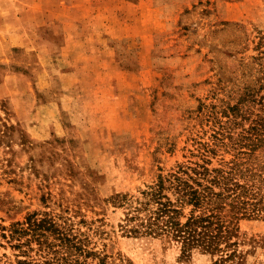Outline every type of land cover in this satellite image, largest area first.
<instances>
[{
    "label": "rangeland",
    "instance_id": "obj_1",
    "mask_svg": "<svg viewBox=\"0 0 264 264\" xmlns=\"http://www.w3.org/2000/svg\"><path fill=\"white\" fill-rule=\"evenodd\" d=\"M176 171L230 246L125 230ZM0 264H264V0H0Z\"/></svg>",
    "mask_w": 264,
    "mask_h": 264
},
{
    "label": "trees",
    "instance_id": "obj_2",
    "mask_svg": "<svg viewBox=\"0 0 264 264\" xmlns=\"http://www.w3.org/2000/svg\"><path fill=\"white\" fill-rule=\"evenodd\" d=\"M259 127L256 125L252 133L256 134ZM178 171L165 178L160 176L155 186L143 191V198L133 205V215L127 216V220L133 218V227L125 226V230L133 231V237L148 235L177 240L183 255H190L194 250H221V242H225V247L230 246L231 230L217 209L210 205L212 197L220 193L212 188L194 187ZM166 182L173 188H166ZM167 191H171L174 198ZM186 205H191V210L183 221L179 216ZM36 224L38 228L40 223Z\"/></svg>",
    "mask_w": 264,
    "mask_h": 264
}]
</instances>
